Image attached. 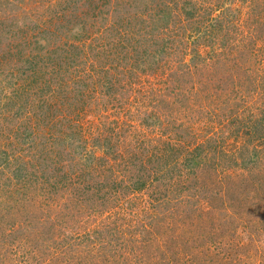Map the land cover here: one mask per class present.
<instances>
[{
    "label": "rangeland",
    "instance_id": "1",
    "mask_svg": "<svg viewBox=\"0 0 264 264\" xmlns=\"http://www.w3.org/2000/svg\"><path fill=\"white\" fill-rule=\"evenodd\" d=\"M0 264H264V0H0Z\"/></svg>",
    "mask_w": 264,
    "mask_h": 264
},
{
    "label": "trees",
    "instance_id": "2",
    "mask_svg": "<svg viewBox=\"0 0 264 264\" xmlns=\"http://www.w3.org/2000/svg\"><path fill=\"white\" fill-rule=\"evenodd\" d=\"M194 165H193V167H194ZM136 185L137 186L133 188L134 191H140V190H142L144 188V186H143L144 184H142V183H138Z\"/></svg>",
    "mask_w": 264,
    "mask_h": 264
}]
</instances>
